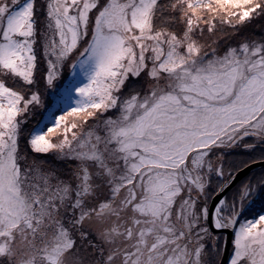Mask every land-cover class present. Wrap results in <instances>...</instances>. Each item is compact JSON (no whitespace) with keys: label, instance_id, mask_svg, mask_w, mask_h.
Returning <instances> with one entry per match:
<instances>
[{"label":"snow or ice","instance_id":"obj_1","mask_svg":"<svg viewBox=\"0 0 264 264\" xmlns=\"http://www.w3.org/2000/svg\"><path fill=\"white\" fill-rule=\"evenodd\" d=\"M0 264H264V0H0Z\"/></svg>","mask_w":264,"mask_h":264}]
</instances>
